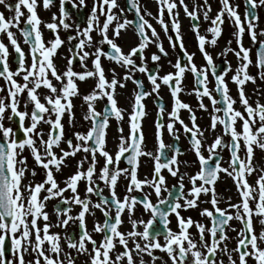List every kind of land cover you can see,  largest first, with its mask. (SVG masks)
I'll list each match as a JSON object with an SVG mask.
<instances>
[{"label":"snow or ice","instance_id":"1","mask_svg":"<svg viewBox=\"0 0 264 264\" xmlns=\"http://www.w3.org/2000/svg\"><path fill=\"white\" fill-rule=\"evenodd\" d=\"M154 3L155 15L140 0H126L124 8L117 0H93L85 26L81 27L76 21L68 22L71 12L67 5L79 12L87 7L85 0H58V13L51 14L50 22L42 21L37 9L42 6L50 10L57 0H0V6L9 13L6 16L0 11V35L7 38V44L0 40V92L5 93L0 96V264H76L81 256L85 257L83 264H156L157 260L161 264H225V257L227 264H264V157L260 164L254 163L255 149L264 152V103H249L244 91L247 82L256 83L257 76L264 81V39H258L264 37V28L257 32L258 10L264 9V0H244L243 20L237 10L239 5L230 0H218L214 16H210L208 0L194 2L191 10L185 0ZM178 6L190 20V30L205 62L201 66L194 62L195 53H189L183 43ZM114 9H119L120 16L131 11L134 18L121 21ZM146 17L155 19L170 46H178L183 52V61L179 56L175 63L169 61L173 71L163 75L158 62L161 55L166 57L168 53ZM201 17L210 21L205 29L210 39L200 34ZM225 17L234 29L231 35L236 47L229 39L217 53L225 57L220 70L206 45H217ZM22 18L27 27L21 26ZM42 24L53 38L43 39ZM129 28L135 41L125 52L117 40ZM12 29H17L23 38L27 52ZM60 29L69 33L66 41L61 39ZM245 33L251 47L242 43ZM65 42L68 55L58 70L55 57ZM149 45L159 53L150 54L153 68L146 63ZM228 53L236 58L235 69L227 60ZM76 58L81 71L74 70ZM102 60L118 66L122 73L114 66L106 75ZM250 67L256 69L255 75L250 74ZM137 72L146 77L150 90H145L144 81L135 77ZM186 73L194 78L189 94L195 95L197 108L208 112L205 98L212 106L204 128L197 123L192 106L179 98ZM229 73L238 101L230 94ZM89 79L93 81L91 90L81 94L77 81ZM128 81L135 87L125 135L120 126L124 110L118 106L116 89L125 88ZM162 85L170 93L171 104L166 110L162 102L157 103L152 150L143 131L142 120L148 115L143 100L152 94L162 99ZM253 91L259 95L258 89ZM76 97L81 99L82 119L89 127L66 136L63 117L67 115V123L74 124ZM98 100L105 101L102 111L95 107ZM237 102L240 108L235 107ZM181 110L187 111L189 123L181 118ZM112 119L117 123L118 135L110 151L107 129ZM165 130L172 138L167 145L162 139ZM206 132L213 134L211 142ZM181 135L194 155L191 162L179 159L184 154L179 146ZM224 149L229 153L227 167L221 162ZM80 153L83 155L75 161L74 171L58 181L56 175ZM142 158L151 162L143 177L139 172ZM122 161L125 167L120 166ZM194 165H198L195 172H181V166L188 169ZM37 168L42 170L40 180L35 179ZM220 173L232 179L238 197L235 203L231 196L227 197L224 208L219 206L223 198L215 187ZM253 174L256 179L250 184L247 177ZM169 177L175 181L171 186ZM121 181L123 190L117 192ZM162 192L166 195L162 196ZM201 196L208 199L202 200ZM53 200L50 215L46 209ZM205 203L210 207H201ZM74 207L78 208L75 215ZM190 210L210 221V226L182 215ZM145 213L147 220L143 218ZM88 217L93 220L91 230ZM173 218L175 228L171 227ZM233 220L239 223V229L230 223ZM254 220L258 221L259 231ZM70 223L75 225L72 232L67 231ZM54 227L64 229L63 234L52 232ZM229 230L236 233L234 238L228 235ZM232 239L235 246L229 248L227 242ZM155 250L165 253L168 259L156 256ZM26 255L30 259L25 260ZM145 255L149 260L144 259Z\"/></svg>","mask_w":264,"mask_h":264},{"label":"flooded vegetation","instance_id":"2","mask_svg":"<svg viewBox=\"0 0 264 264\" xmlns=\"http://www.w3.org/2000/svg\"><path fill=\"white\" fill-rule=\"evenodd\" d=\"M10 3H13L14 0H9ZM78 2V0H77ZM142 5H146L147 9L149 11H151L153 13V15L156 14V5L154 3V0H140ZM185 2L188 4L189 9L191 10L193 3L195 2L196 4H200L202 3V0H185ZM85 3L87 5V7H85L84 9L80 10L79 12L77 10H73L71 8V4L67 5V8L69 9V11L71 12V18L69 19V23L71 24L73 21H76L78 23H80L81 27L85 26V19L87 14L89 13L92 4H93V0H85ZM117 3L120 5L121 8L125 7L126 4V0H117ZM208 3L211 4V13L210 16H214L216 14V12L218 11L219 8V3L218 0H208ZM234 5H239V8L237 9L238 12L241 14V19L243 20V12H244V0H238ZM0 11H3L5 13V15L7 16L9 13L7 12V10L3 9L2 6H0ZM38 11V15L41 18L42 21L44 22H50V17L51 14L53 12H57L58 13V0H57V4L56 6L52 7L50 10H44L41 7H38L37 9ZM114 11L117 13V15L119 16L120 20L122 21L125 17L129 20L133 19V13L131 11H125L123 16H120L119 14V9H114ZM143 11V9H142ZM179 11V20H180V32L181 35L183 37V43L185 45L186 50L189 53H195L194 56V62L197 64V66H201L203 65L205 62L198 50L197 47V43L194 37V34L191 32L190 30V20L189 18H187L184 15L183 9L180 8L178 6L177 10ZM258 14L260 16V20H259V26L257 28V32H259V28H264V9H259L258 10ZM23 19H21V26L22 27H27L26 25L23 24ZM103 19V17H101V20ZM146 19L149 20V22L153 25V27L156 29L157 33L159 34V39L160 42L162 43L163 47L165 48V50L167 51L168 55L165 57L163 55H161V59L158 62L161 66L160 68V75L165 74L168 71H173V69L171 68V65L169 64V61H171L172 63H175V60L177 58V56H179L181 58V60L183 61V52H181L179 50V47L177 46V48H172L168 42V39L163 31V29H161L160 25L156 23L155 19H153L152 17H146ZM165 20L166 22L168 21V17L167 15H165ZM200 34L202 35H206L209 39H210V34L206 33L205 29L209 26L210 21H204L203 18L201 17L200 21ZM114 26V25H113ZM223 33L221 35V37L218 38V43L215 46L212 45H206V50L213 56V60L214 63L217 65L218 69L222 70L223 68V61L225 59V57L223 56H217V53L222 51V49L225 47L226 42L229 39H232L233 43H232V47L235 48V41L234 38L232 37L231 33L234 31L232 25L228 22L227 18L225 17V21L223 24ZM15 33H16V38L18 40V42L20 43L22 49L25 50V52H27V45H25L23 43V38L20 36L19 32L17 31V29H12ZM41 30L43 32V39L45 41H47L52 37V33L50 32V30L46 29L43 27V24L41 25ZM71 31V30H70ZM69 33L65 32L63 29L59 30V35L61 37V39H64L66 41V37ZM171 35H175L174 33H170ZM93 37L96 38V33L93 32L92 33ZM109 35H111V32L109 33ZM258 39H264V37H259ZM0 40H3L6 44H7V38L4 35H0ZM135 38L132 35V29L129 28V30L127 32H122L121 34V38L119 40H117V43L122 47V49L127 52L129 50V47L132 46V44L134 43ZM242 43L244 45V47H251L250 44V39L249 36L247 35V33H245L242 36ZM68 44L67 42H65V44L63 46H61V48L58 50V55L55 57V63L57 65L58 70H61L64 66V64L66 63V61L64 60V57L68 55ZM89 51H91V49H88ZM107 50V49H105ZM10 52H11V48H10ZM153 52H157L158 50L155 48L154 45H149L148 48L145 50V56H146V63L147 66L149 68H153V62L150 60V54ZM252 58L255 59V47L252 48ZM11 60V57H10ZM227 60L229 61V63H231V65L233 66V69H235L237 61L236 58L234 57V55L232 53H228L227 54ZM88 66L91 67V61L90 59L87 61ZM103 66L105 68V73L106 75H110L108 73V69L110 67H116L117 68V72L118 73H122V70L114 65V64H110L107 60H102ZM12 67L14 68L15 65H12ZM74 70L76 71H81V68L79 66V61L78 58H76L74 60ZM249 72L250 74L255 75L256 74V69L254 67H250L249 68ZM232 73L228 74V86L230 89V94L233 96V98H236L238 101V96H237V90L235 85L231 82L230 80V76ZM135 77L138 79H141L144 81V87L145 90H150L149 89V85L147 82L146 77L137 72L135 73ZM17 79L19 80L20 78L17 77ZM209 87L212 86V77L211 75H209ZM3 81L0 80V84H2ZM78 86H79V90L81 92V94H85L88 91L91 90V86L93 85V81L92 80H88L87 82H79L77 81ZM183 88L184 91L181 92L179 94V98L183 101L186 102L188 104H190L192 106V108L194 109L195 113H196V117H197V123L200 125L201 128H204L208 123H209V113L211 112V104L210 102L207 100V98L204 99V103L206 105H208V112H204L201 111L197 108V100L195 98L194 94H189L193 88L194 85V78L191 75V73H186L185 77L183 79ZM134 85L132 84L131 81L127 82V86L123 89L117 87L116 89V100L118 102V106L124 110V120L121 122V125L124 128V134L127 135L128 133V125H127V121H128V113L131 112V98H132V93H133V89H134ZM254 89H258L259 90V95H256L254 93ZM244 91L246 96L249 98V103H253L256 100H260L261 103H264V81H261L259 79V77L257 76L256 78V83L253 84L252 82H247L246 85L244 86ZM1 93V92H0ZM4 93V92H3ZM5 94V93H4ZM213 95L215 96V93H213ZM159 96L162 99H158L156 97V94H152L149 97L144 98L143 103L146 106L147 109V113L148 115L146 117L143 118L142 120V125H143V131L144 134L147 138V146L149 149L154 150V141H153V121L155 120L156 116V111H157V103L162 102L163 105L165 106L166 110H170V104H171V98H170V93L167 89L166 86H161L160 90H159ZM155 101V102H154ZM73 103L75 105L74 108V112H75V119H74V124L70 125L67 123V115H65L63 117V121H64V130H65V135L66 136H71L72 132L74 131H86L87 127H89V123L84 121L82 119L83 116V112L84 109L81 108V99L79 97L73 98ZM105 105V101L104 100H98L96 102V109L97 111H102L103 107ZM21 110H23V103H21ZM235 107L240 108L239 103L237 102V104L235 105ZM188 113L185 110H181V118H183L185 120V123H189L188 119ZM165 123L167 122V116L165 114ZM13 127H15V125H12ZM46 128V126H43ZM116 127H117V123L114 119L110 120L109 123V127L107 129V138H108V149L111 151L114 148V144L116 143L115 137L118 135V133L116 132ZM177 128H179L180 126L177 124L176 125ZM220 129L218 128L217 131H219ZM205 136L208 137V142H211V139L213 138V134L210 133H205ZM163 142L167 145L169 143L172 142V138L168 135L167 131L165 130L163 133ZM225 140L228 139V137H224ZM63 146V145H62ZM179 146L181 148V150L183 151V155H181L179 157L180 160H188L189 162H191L194 159V155L188 150V143L186 138L181 135L180 140H179ZM204 154L207 155V152L204 151ZM83 155V153L78 154L77 157L73 158V159H69L68 160V167L64 168L63 171L61 173H58L56 175V178L58 181L63 180V178L66 175L71 174L72 171H74V167H75V161L78 160L81 156ZM220 155L223 157L222 159V164L223 166L227 167V163L226 161L229 160V153L227 152L226 149H224L223 151H221ZM241 155H243V153L241 152ZM262 157H264V152H262L259 148L255 149V156H254V163L256 164H260L262 162ZM30 162V160H29ZM209 163H212L211 161ZM87 165H85L86 167ZM121 167H125L126 164L122 161L121 162ZM151 167V162L150 161H146L145 159H141L140 162V168H139V172L141 177L144 176V174L149 171ZM198 165H194L188 169H185L183 166H181V172L184 171H189V172H195L197 170ZM166 174V173H165ZM167 175V174H166ZM42 177V170L37 168V176L35 177V179L40 180ZM248 182L250 184L254 183L255 179H256V175L253 174L249 177H247ZM173 183H175V181L169 177L168 178V184L169 186H171ZM187 183V182H186ZM82 187V186H81ZM216 191L218 193L221 194L222 196V200L221 203L219 204V206L221 208L226 207V203L224 202V200L231 196L232 197V202L235 203L238 199L237 197V193L235 190V186L234 183L232 181V179L230 177H228L226 174L224 173H220V178L219 180L216 182ZM123 190V181H121V187L117 188V192H121ZM105 194H107V192L105 191ZM134 195H139L138 193H133ZM161 195H166V193H161ZM202 200H207L208 197L205 196H201ZM93 200H95V197H93ZM152 200L153 202H155V195L153 194L152 196ZM53 204H55V201L53 202H49V206L48 207L49 210H51V214H52V206ZM201 207H210L209 204H201ZM78 211V208H73V212L72 214L75 215V213ZM50 214V215H51ZM137 216L140 215V212L138 211L136 213ZM182 215H184L185 217L187 216H192L193 219L195 220H201V222L205 223L206 225L210 226V221H208L207 219H203L201 217L198 216V212L196 210H190V211H186V212H182ZM97 217L102 219V216L99 212H97ZM143 218L145 220H147L148 218V214H144ZM52 219H55V216L52 215ZM92 217H88V227L89 230H91L92 227ZM232 225H234L237 229H239V223L235 220L230 222ZM254 223H256V227H257V231H259V224L258 221L254 220ZM126 227V226H125ZM171 227L175 228V220L173 218V223L171 225ZM75 230V225L73 224H69V226L67 227V231L68 232H72ZM122 231L124 230L123 228L121 229ZM60 232L63 234L64 229L61 228H57L56 232ZM192 231H195V229L193 228ZM228 235L230 237H235L236 233L233 231H228ZM95 238L97 240L100 239V236H95ZM162 242V240H161ZM228 246L229 248H233L235 246V241L234 239L229 240L228 242ZM131 246V245H130ZM90 247V245H89ZM117 250L119 249V246H117ZM155 255L158 257H163L164 260H167V256L165 253L160 252L159 250H155ZM218 258H219V254H218ZM234 258H235V254H234ZM144 259L147 261L149 260V257L147 255L144 256ZM225 264H227V258L225 257ZM85 260V257L81 256L77 261L76 264H83V261ZM156 264H161L160 260H157ZM170 264V261H169Z\"/></svg>","mask_w":264,"mask_h":264},{"label":"rangeland","instance_id":"3","mask_svg":"<svg viewBox=\"0 0 264 264\" xmlns=\"http://www.w3.org/2000/svg\"><path fill=\"white\" fill-rule=\"evenodd\" d=\"M238 0H230V2L232 3V4H235L236 2H237ZM3 95H5L3 92H1L0 93V96H3ZM5 123H6V125H7V121H5ZM25 155H27V153H25ZM30 160V162H29V165L31 166L32 165V161H31V159H29ZM37 180V179H36ZM54 201V200H53ZM53 201H50V202H53ZM51 206V205H50ZM50 206H49V203H48V207L50 208ZM50 214H51V210H49L48 208L46 209ZM53 220H55V219H53ZM41 222H43V221H41ZM56 229H57V227H54V228H52L51 229V231L52 232H56ZM58 232V231H57ZM28 259H30V257L29 256H27L26 255V257H25V260H28Z\"/></svg>","mask_w":264,"mask_h":264},{"label":"bare ground","instance_id":"4","mask_svg":"<svg viewBox=\"0 0 264 264\" xmlns=\"http://www.w3.org/2000/svg\"><path fill=\"white\" fill-rule=\"evenodd\" d=\"M43 222H41V224H42ZM26 257V256H25Z\"/></svg>","mask_w":264,"mask_h":264},{"label":"water","instance_id":"5","mask_svg":"<svg viewBox=\"0 0 264 264\" xmlns=\"http://www.w3.org/2000/svg\"><path fill=\"white\" fill-rule=\"evenodd\" d=\"M8 245H6V247H7Z\"/></svg>","mask_w":264,"mask_h":264}]
</instances>
